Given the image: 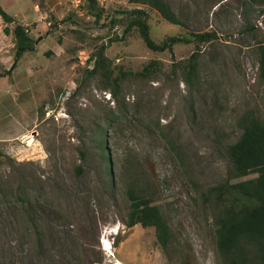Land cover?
Masks as SVG:
<instances>
[{"label":"rangeland","instance_id":"1","mask_svg":"<svg viewBox=\"0 0 264 264\" xmlns=\"http://www.w3.org/2000/svg\"><path fill=\"white\" fill-rule=\"evenodd\" d=\"M163 1L179 25L127 0H94L97 21L85 0H0L8 30L21 25L36 40L0 77V264H220L210 189L256 177H230L228 148L240 116L262 114L255 43L264 7ZM133 9L144 11L154 44L186 42L158 53L135 30L122 37L119 21ZM2 28L0 74L13 61ZM201 33L215 39L196 48ZM99 51L106 63L92 74ZM192 53L185 85L171 69ZM151 61L153 74L137 76ZM132 182L171 231L165 254L152 228L123 225Z\"/></svg>","mask_w":264,"mask_h":264},{"label":"trees","instance_id":"2","mask_svg":"<svg viewBox=\"0 0 264 264\" xmlns=\"http://www.w3.org/2000/svg\"><path fill=\"white\" fill-rule=\"evenodd\" d=\"M94 20L100 19L101 10L95 8L94 0H85ZM129 4L147 7L158 14L166 23L179 25L174 15L170 12L163 0H127ZM242 5L248 4L264 7V0H241ZM261 13L263 11H260ZM144 11L133 9L119 23L124 25L122 37L130 30H135L143 46L151 52L171 53V47L175 44H183L186 41L180 37H169L160 44L154 42L148 36V29L144 21ZM0 21L3 25V35L11 36L13 43V61L8 70L0 74V77L9 75L15 68L17 61L24 53L32 51L35 41L28 35L21 25H14L11 31L8 25L13 23L12 17L7 15L0 7ZM121 38V37H120ZM196 48L215 39L213 33H201L193 35ZM257 62V80L261 87L264 99V36L259 37L255 43ZM196 54L192 53L185 64H174L171 75L180 73V78L185 85L190 84V78L195 74ZM105 59L101 57V51L92 59L90 73H95L98 68L104 66ZM155 62L151 61L144 66L137 76L149 78L153 73ZM104 80L108 78L104 77ZM117 90L115 81L109 86L113 95ZM239 130L238 138L228 148L229 163L231 165V178L238 179L249 174H256L255 178L225 184L210 189L214 194L215 216L213 218L215 247L220 264H264V106L262 114L244 113L237 120ZM102 143V142H101ZM99 148V157L103 162L106 159V148ZM169 145V144H168ZM79 155L83 158V154ZM105 162V161H104ZM108 164V162L106 161ZM108 166V165H107ZM107 174L111 173L106 169ZM135 182V181H134ZM132 182L126 189V198L130 202L129 212L126 215V228L138 225L140 228H152L156 245L165 254L171 242V231L163 219L159 209L150 205L141 189L135 187ZM224 195H228L227 203ZM17 200L24 198L17 195Z\"/></svg>","mask_w":264,"mask_h":264},{"label":"bare ground","instance_id":"3","mask_svg":"<svg viewBox=\"0 0 264 264\" xmlns=\"http://www.w3.org/2000/svg\"><path fill=\"white\" fill-rule=\"evenodd\" d=\"M106 248H107V245L105 244V245H104V249H105V250H109V248H108V249H106Z\"/></svg>","mask_w":264,"mask_h":264}]
</instances>
